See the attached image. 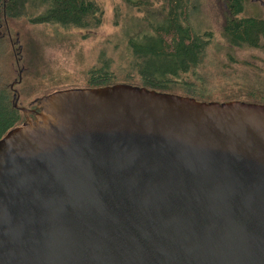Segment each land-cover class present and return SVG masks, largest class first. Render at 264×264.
Listing matches in <instances>:
<instances>
[{
  "label": "water",
  "instance_id": "1",
  "mask_svg": "<svg viewBox=\"0 0 264 264\" xmlns=\"http://www.w3.org/2000/svg\"><path fill=\"white\" fill-rule=\"evenodd\" d=\"M14 92L0 264H264V104L115 83L30 109Z\"/></svg>",
  "mask_w": 264,
  "mask_h": 264
},
{
  "label": "trees",
  "instance_id": "2",
  "mask_svg": "<svg viewBox=\"0 0 264 264\" xmlns=\"http://www.w3.org/2000/svg\"><path fill=\"white\" fill-rule=\"evenodd\" d=\"M120 1L135 12L152 5L150 0ZM245 4L246 0H225L226 15L220 34L231 48L257 49L264 53V18L245 14ZM119 6H113L112 24L115 26L119 24ZM197 7V0H163L157 13L130 14L118 35L116 46L122 50L118 61L99 50L95 63L85 70L83 87L124 83L198 101H215L207 92V75L203 71L209 47L215 43L210 30L200 32L192 25L191 16ZM102 16L96 0H0V138L25 119L23 112L13 105L15 85L24 81V77L28 78L20 67L22 50L17 36L19 30H14V25L48 26L54 32L70 29L90 32L101 25ZM9 56L16 78L18 71L23 77L12 87L4 68ZM228 56L231 57L230 53ZM42 90L40 95L56 88L44 86ZM247 97L245 102L264 104V93L251 91ZM229 100L238 99L225 97L219 102ZM17 105L23 106L19 100ZM23 107L34 108V99Z\"/></svg>",
  "mask_w": 264,
  "mask_h": 264
},
{
  "label": "rangeland",
  "instance_id": "3",
  "mask_svg": "<svg viewBox=\"0 0 264 264\" xmlns=\"http://www.w3.org/2000/svg\"><path fill=\"white\" fill-rule=\"evenodd\" d=\"M150 1L151 7H142L145 9L135 12L128 10L120 0H96L103 11L102 22L90 32L77 29L54 32L48 26L29 27L16 23V28H13L19 30L17 36L22 50L20 67L28 74V78L24 77V81L14 87L19 103L23 106L31 104L33 99L41 96L39 91L44 92V86L56 89L68 88L69 85L83 87L85 70L95 63L99 50H104L114 61H118L122 50L116 43L121 28L129 21V15L157 13L163 2ZM260 1L264 5V0ZM115 4L120 5L117 26L112 24ZM197 4L191 23L200 32L210 30L215 43V46L210 45L203 67L209 95L217 101L225 97L245 101L251 91L264 93V53L257 49L231 48L220 34L226 15L225 0H197ZM245 14L264 18L258 0H246ZM11 58L7 57L4 64L9 82L16 78V71L10 65ZM20 79H23L22 75Z\"/></svg>",
  "mask_w": 264,
  "mask_h": 264
},
{
  "label": "flooded vegetation",
  "instance_id": "4",
  "mask_svg": "<svg viewBox=\"0 0 264 264\" xmlns=\"http://www.w3.org/2000/svg\"><path fill=\"white\" fill-rule=\"evenodd\" d=\"M263 8V7H262Z\"/></svg>",
  "mask_w": 264,
  "mask_h": 264
}]
</instances>
